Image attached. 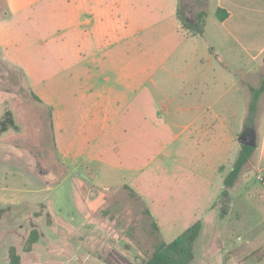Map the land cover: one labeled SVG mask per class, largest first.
Masks as SVG:
<instances>
[{"label":"rangeland","instance_id":"374dc122","mask_svg":"<svg viewBox=\"0 0 264 264\" xmlns=\"http://www.w3.org/2000/svg\"><path fill=\"white\" fill-rule=\"evenodd\" d=\"M199 4L183 0V16L194 20ZM43 28L10 19L8 47L0 48V120L13 109L17 121L0 135L6 146L0 179L16 184L41 174L39 188L51 198L0 208V264L9 263L8 240L22 264H142L160 239L172 241L197 220L202 230L193 264H264V171L254 158L230 197L222 196L240 138L257 147L262 142L264 92L256 98L255 90L264 83V56L211 53L212 22L204 38L179 40L170 54L139 55L136 88L128 89L112 133L94 137L95 150L78 152L67 168L56 149L49 99L51 90L66 95L67 86L71 101L80 97L82 62ZM209 105L227 118L217 121V137L199 130ZM5 162L15 171L5 170ZM49 171L60 179L45 177ZM33 229L43 239L29 254Z\"/></svg>","mask_w":264,"mask_h":264},{"label":"crops","instance_id":"0c3cea01","mask_svg":"<svg viewBox=\"0 0 264 264\" xmlns=\"http://www.w3.org/2000/svg\"><path fill=\"white\" fill-rule=\"evenodd\" d=\"M182 2L183 0H0V48L8 47L10 34L6 31L7 21L17 19L26 23L35 22L44 25L43 31L49 32L55 40L66 41L65 46L70 49L71 56L76 57L75 61L82 62L80 97L71 101L74 95L69 94L70 87L67 86L66 95H56L51 90L49 99L56 149L67 168H72V161L78 160V152L95 150L91 144L94 137H99L106 131L112 133V121L119 120L122 115L120 105L129 102L128 89L136 88L139 55L170 54L171 48L179 40L204 38L212 22L215 34L208 39L211 53L219 56L221 50L234 52L235 49L253 60L264 56V0H200L194 20L183 16ZM219 9L229 13L224 20L218 16ZM203 12L207 13L203 33L184 26L186 21L197 23ZM75 61L68 60L67 66ZM221 64L229 67L225 61ZM106 72L116 75H107ZM95 79L102 80L104 86L95 85ZM120 84L125 86L124 91L117 87ZM188 95L192 93H185V96ZM207 111H210V116L204 118L205 122L199 126V130L211 129L217 137V121L227 118L219 115L213 105H209ZM14 116L16 126L15 113ZM11 130L12 126L0 132V135L9 134ZM0 147L6 146L1 143ZM253 158L257 170L263 172L264 130L261 145L257 147ZM5 159L4 157L2 161ZM83 163L89 162L82 161L76 167ZM3 168L15 171L7 162ZM39 175H23L25 179L16 184L0 179V208L51 199L42 195V188H39L42 175ZM46 176L52 177L50 180L53 182L60 179L56 171H49ZM69 177L71 175L68 173L59 184ZM42 239L40 233L39 240L29 254L35 252ZM8 241L4 251L9 257V248L13 244Z\"/></svg>","mask_w":264,"mask_h":264},{"label":"trees","instance_id":"16d2710c","mask_svg":"<svg viewBox=\"0 0 264 264\" xmlns=\"http://www.w3.org/2000/svg\"><path fill=\"white\" fill-rule=\"evenodd\" d=\"M206 14V12L201 13L198 17L197 23H190L186 21L184 26L198 33H203ZM228 14L229 13L224 9H219L218 11V16L221 20L227 18ZM263 92L264 83L255 90V97L259 98ZM14 125L15 121L13 113L8 110L4 118L0 120V132L8 130L9 127ZM256 149V144L241 145L239 156L234 163L233 168L224 179L225 188L222 192V196L224 198L230 197V189L235 187L238 183L244 169L251 163ZM148 212L150 213V210H148ZM154 226L157 229L159 228L157 222H154ZM201 230L202 222L201 220H197L172 241L160 239L156 243L152 254L144 262H142V264H193L195 257L194 248ZM39 237V230L33 229L26 242L25 250L27 252L33 249V246L39 240ZM9 259L8 264H22V256L15 245H11L9 248Z\"/></svg>","mask_w":264,"mask_h":264},{"label":"water","instance_id":"95a60500","mask_svg":"<svg viewBox=\"0 0 264 264\" xmlns=\"http://www.w3.org/2000/svg\"><path fill=\"white\" fill-rule=\"evenodd\" d=\"M240 142L242 143V144H254L255 145V143L253 142H247V141H245L242 137L240 138Z\"/></svg>","mask_w":264,"mask_h":264},{"label":"flooded vegetation","instance_id":"af4514ba","mask_svg":"<svg viewBox=\"0 0 264 264\" xmlns=\"http://www.w3.org/2000/svg\"><path fill=\"white\" fill-rule=\"evenodd\" d=\"M246 130H249V131H251V129H250L249 127H247V128H246Z\"/></svg>","mask_w":264,"mask_h":264}]
</instances>
